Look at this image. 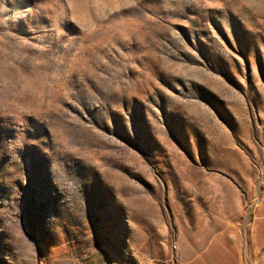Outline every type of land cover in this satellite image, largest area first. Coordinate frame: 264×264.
Instances as JSON below:
<instances>
[{
	"label": "rangeland",
	"instance_id": "1",
	"mask_svg": "<svg viewBox=\"0 0 264 264\" xmlns=\"http://www.w3.org/2000/svg\"><path fill=\"white\" fill-rule=\"evenodd\" d=\"M180 235L264 264V0H0V264Z\"/></svg>",
	"mask_w": 264,
	"mask_h": 264
},
{
	"label": "crops",
	"instance_id": "2",
	"mask_svg": "<svg viewBox=\"0 0 264 264\" xmlns=\"http://www.w3.org/2000/svg\"><path fill=\"white\" fill-rule=\"evenodd\" d=\"M207 238L208 231L204 232ZM192 251L186 244L183 235H180L175 243L176 254L166 259L162 264H239L236 247L232 243L227 244L211 242L203 249L194 243ZM196 248L198 251H196ZM65 264H125L113 255L103 251L89 253L78 259H69Z\"/></svg>",
	"mask_w": 264,
	"mask_h": 264
}]
</instances>
